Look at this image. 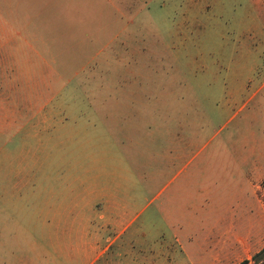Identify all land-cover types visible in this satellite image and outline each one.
<instances>
[{
	"label": "rangeland",
	"instance_id": "374dc122",
	"mask_svg": "<svg viewBox=\"0 0 264 264\" xmlns=\"http://www.w3.org/2000/svg\"><path fill=\"white\" fill-rule=\"evenodd\" d=\"M59 2L47 11L57 74L25 76L18 93L52 118L0 137V264H44L32 248L48 172L75 225L61 245L83 252L79 214L113 216L120 202L139 213L117 242L127 264H252L264 249V0ZM16 214L29 216L18 228Z\"/></svg>",
	"mask_w": 264,
	"mask_h": 264
},
{
	"label": "crops",
	"instance_id": "0c3cea01",
	"mask_svg": "<svg viewBox=\"0 0 264 264\" xmlns=\"http://www.w3.org/2000/svg\"><path fill=\"white\" fill-rule=\"evenodd\" d=\"M63 8L64 4L59 0H42L38 4L31 3L29 0H0V137L12 130L22 131L24 120L40 121L41 123L52 118L44 113V107L47 104L41 105L39 98L28 100L29 98L18 96V93L25 89V76L54 72L50 76V79H53L52 76L57 74L54 65L57 54L62 57V35L52 34L54 28H48L51 24L47 18V11L52 9L61 11ZM46 54L53 56L50 66H47V63L44 64L47 66V70L44 66L37 65L42 61L45 62L43 58ZM41 87L51 89L45 83ZM28 106L33 107L30 110L32 114L22 115L24 111L22 108ZM32 128L36 133H39L41 124L36 122ZM37 167L43 171L54 169L52 164L46 163L37 164ZM22 169L28 168L23 167ZM48 173V178L46 176L43 178L44 185L39 194L42 198V210L38 213L40 244H35L32 248V250L38 249L39 258H44V264H73L77 261L83 264H97L101 260L104 261L103 264H127L128 257L126 253H122L126 245L117 244V242L126 230L137 221L139 213L134 212L127 218L125 207L118 202L113 216L110 215V211L106 213L105 210L100 209L93 210L90 216L85 213L79 214L81 222L79 221L78 224L82 227L85 250L80 253L72 243L61 245L58 241L59 234H67L71 237L75 225L71 222L73 218L71 210L60 211L62 204L57 195L61 192L53 185L50 178L51 172ZM22 175L20 172L16 173L15 187L25 186V184H21V178H18ZM20 216L29 217L25 214L14 215L18 219L16 228H18ZM95 218L101 223L96 228H94ZM95 229H101L103 233H107L108 237L104 240L103 245L92 240L87 241L90 238L89 230ZM48 249L52 252L48 253ZM137 260V257L134 256L133 264H139ZM20 262L21 264H35V261ZM38 264L43 263L38 261ZM130 264H132V259Z\"/></svg>",
	"mask_w": 264,
	"mask_h": 264
},
{
	"label": "trees",
	"instance_id": "16d2710c",
	"mask_svg": "<svg viewBox=\"0 0 264 264\" xmlns=\"http://www.w3.org/2000/svg\"><path fill=\"white\" fill-rule=\"evenodd\" d=\"M252 262V264H264V249H262L260 252H258L252 257ZM240 264H250V262L243 261Z\"/></svg>",
	"mask_w": 264,
	"mask_h": 264
}]
</instances>
